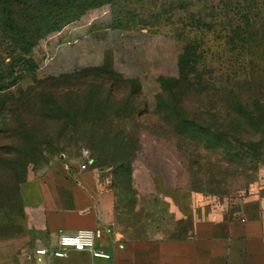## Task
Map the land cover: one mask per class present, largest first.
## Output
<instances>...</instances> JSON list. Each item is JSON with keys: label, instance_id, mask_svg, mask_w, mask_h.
<instances>
[{"label": "rangeland", "instance_id": "rangeland-1", "mask_svg": "<svg viewBox=\"0 0 264 264\" xmlns=\"http://www.w3.org/2000/svg\"><path fill=\"white\" fill-rule=\"evenodd\" d=\"M98 17L140 76L109 60L51 76L63 30ZM0 103V220L53 167L112 195L120 242L184 238L196 212L264 211V0H0Z\"/></svg>", "mask_w": 264, "mask_h": 264}, {"label": "crops", "instance_id": "crops-1", "mask_svg": "<svg viewBox=\"0 0 264 264\" xmlns=\"http://www.w3.org/2000/svg\"><path fill=\"white\" fill-rule=\"evenodd\" d=\"M111 31L121 33L120 38L125 35L106 17L70 24L54 47L50 75L60 78L100 68L109 60L119 73L139 77L140 67L136 68L132 55L125 52L117 61L109 47L116 40ZM45 172L20 185L19 217L0 220V226L8 229L0 231V264H264L260 202L246 204L236 213L196 212L184 238L120 242L110 232L114 199L90 173L60 167ZM80 230H100L97 249L110 254V259L73 250L63 259L36 255L37 249L55 247L61 232Z\"/></svg>", "mask_w": 264, "mask_h": 264}, {"label": "built area", "instance_id": "built-area-1", "mask_svg": "<svg viewBox=\"0 0 264 264\" xmlns=\"http://www.w3.org/2000/svg\"><path fill=\"white\" fill-rule=\"evenodd\" d=\"M82 169H86L83 165ZM102 237L100 230H80L74 234L61 232L57 244L53 248H40L36 250L39 257L53 256L55 258H66L69 251H90L96 258L110 259V254L97 249V241Z\"/></svg>", "mask_w": 264, "mask_h": 264}, {"label": "trees", "instance_id": "trees-1", "mask_svg": "<svg viewBox=\"0 0 264 264\" xmlns=\"http://www.w3.org/2000/svg\"><path fill=\"white\" fill-rule=\"evenodd\" d=\"M70 23V22H69ZM65 26V25H64ZM63 26V27H64ZM61 29H63V28H61ZM60 29V30H61ZM242 33H245V32H240V34H239V36H235L234 38H237L240 42H242V43H248L250 40H252V37H253V35H252V37H251V34H249V33H245V35H243ZM241 35V36H240ZM234 38H232V39H230L229 41H231V40H233ZM233 41H235V40H233ZM232 42V41H231ZM251 42V41H250ZM242 46V45H241ZM244 47L245 46H243V49H244ZM184 57H182V59H183ZM0 105H1V103H0ZM3 111H5L4 109H3ZM3 111L0 113V116H1V114L3 113ZM17 112V111H16ZM238 117H241V116H238ZM237 117V118H238ZM241 118H243V117H241ZM232 120H229L228 122H231ZM225 137H227V136H225ZM23 182H21V184H22Z\"/></svg>", "mask_w": 264, "mask_h": 264}]
</instances>
